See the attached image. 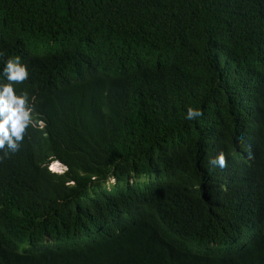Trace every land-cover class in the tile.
Here are the masks:
<instances>
[{
    "label": "trees",
    "instance_id": "1",
    "mask_svg": "<svg viewBox=\"0 0 264 264\" xmlns=\"http://www.w3.org/2000/svg\"><path fill=\"white\" fill-rule=\"evenodd\" d=\"M16 56L0 264H264V0H0Z\"/></svg>",
    "mask_w": 264,
    "mask_h": 264
},
{
    "label": "clouds",
    "instance_id": "2",
    "mask_svg": "<svg viewBox=\"0 0 264 264\" xmlns=\"http://www.w3.org/2000/svg\"><path fill=\"white\" fill-rule=\"evenodd\" d=\"M6 83H0V150L16 152L26 135V129L33 123L34 100L27 91H17L16 83L24 82L29 78L30 70L19 56L9 58L3 68ZM202 111L189 107L187 119L193 120L202 116ZM43 126L42 123L39 124ZM7 146V148H5ZM62 166L61 171L52 170L54 164ZM213 165L225 168L227 159L223 152L210 161ZM52 173L63 175L67 167L61 162H52L48 165Z\"/></svg>",
    "mask_w": 264,
    "mask_h": 264
},
{
    "label": "bare ground",
    "instance_id": "3",
    "mask_svg": "<svg viewBox=\"0 0 264 264\" xmlns=\"http://www.w3.org/2000/svg\"><path fill=\"white\" fill-rule=\"evenodd\" d=\"M52 170H54V171H56V172H59L60 171V168H59V164L57 163H55L54 165H53V167H52Z\"/></svg>",
    "mask_w": 264,
    "mask_h": 264
},
{
    "label": "rangeland",
    "instance_id": "4",
    "mask_svg": "<svg viewBox=\"0 0 264 264\" xmlns=\"http://www.w3.org/2000/svg\"><path fill=\"white\" fill-rule=\"evenodd\" d=\"M59 168H60V171H61L62 166H59Z\"/></svg>",
    "mask_w": 264,
    "mask_h": 264
}]
</instances>
